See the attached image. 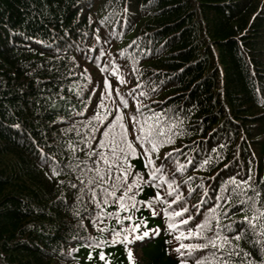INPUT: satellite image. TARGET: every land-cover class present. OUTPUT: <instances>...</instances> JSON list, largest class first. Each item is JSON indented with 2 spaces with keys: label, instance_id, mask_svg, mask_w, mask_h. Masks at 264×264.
Instances as JSON below:
<instances>
[{
  "label": "trees",
  "instance_id": "16d2710c",
  "mask_svg": "<svg viewBox=\"0 0 264 264\" xmlns=\"http://www.w3.org/2000/svg\"><path fill=\"white\" fill-rule=\"evenodd\" d=\"M90 49L102 51L99 63ZM115 70L125 84L115 82ZM105 77L133 105L138 100L175 125L180 134L163 152L180 151L164 174L176 179L190 210L204 195L201 183L211 205L213 191L231 177L264 178V0H0V264H104L84 238L111 235L87 219L90 197L78 201L70 187L86 177L68 166L91 167L77 132L87 133L82 122L99 103ZM205 159L211 163L198 170ZM54 168L62 174L54 177ZM154 192L146 188L140 198ZM137 215L162 231L129 245L136 264H179L164 217ZM252 239L240 245L256 264L264 253ZM103 251L112 264H128L123 245Z\"/></svg>",
  "mask_w": 264,
  "mask_h": 264
},
{
  "label": "snow or ice",
  "instance_id": "6c2138e0",
  "mask_svg": "<svg viewBox=\"0 0 264 264\" xmlns=\"http://www.w3.org/2000/svg\"><path fill=\"white\" fill-rule=\"evenodd\" d=\"M100 71L106 72L107 69L101 68ZM111 76L120 85L126 83L119 70L113 71ZM114 96L119 97V100L113 99ZM106 100L112 102V108L105 103ZM77 115L84 116L85 113L79 112ZM164 115L138 100L133 105L130 99H125L113 87L112 80L107 77L103 79L99 103L86 122H82L87 133L77 132L79 143L83 144L79 152L87 157L91 167L85 164L81 168L83 161L68 166L86 177H77L78 182L70 187L79 193L76 197L78 201L84 196L90 197L93 209H84L88 212L87 219L101 235L106 232L111 235L110 240L86 237L85 246L93 251L100 249L99 260L104 264H112L108 258L110 254L106 256L103 249L123 245L128 264H136L129 245L150 237V233L159 236L162 231L159 226L150 228L148 219L137 215L147 211L154 219L163 215L165 234L177 241V246L171 251L177 254L179 264H236L234 257L239 259L240 264H253L250 259L253 253L244 250L240 242L252 234L250 244L258 247L259 253H264V178L260 179L259 184H254L250 174L247 180L239 182L231 177L228 182L221 184L219 192L213 191L211 205L205 199L209 190L201 183L198 187L204 189V195L190 210L176 179L164 174V165L174 152L180 151L173 148L171 152H163L165 147L175 143V137L180 134L174 130L175 125L163 119ZM75 127L73 125L69 131ZM68 150L73 159L79 160L74 143L69 144ZM158 161L160 166H157ZM137 162L141 170H137ZM187 163L193 168L197 167L194 159ZM210 163V159H205L199 164L198 170ZM62 171L54 168L53 176L61 175ZM191 179L188 178L189 181ZM228 185L233 187L229 188ZM212 187L214 189L215 185ZM146 188L154 189V195L147 199L140 198ZM194 191L189 188L188 194ZM233 199H237L236 204H232ZM236 212L242 214L240 219H231ZM75 215H80L79 211ZM201 215L204 219L196 223ZM83 219L81 217L80 226L87 230ZM108 220H113L119 227H110L105 223ZM224 220H228V223H224ZM165 243L171 244V241L166 240ZM92 259L90 251L88 260ZM256 264H264V256Z\"/></svg>",
  "mask_w": 264,
  "mask_h": 264
},
{
  "label": "bare ground",
  "instance_id": "6f19581e",
  "mask_svg": "<svg viewBox=\"0 0 264 264\" xmlns=\"http://www.w3.org/2000/svg\"><path fill=\"white\" fill-rule=\"evenodd\" d=\"M43 2V1H42ZM18 5V4H17ZM19 7V6H18ZM165 21H166V19H165ZM167 23V22H166ZM20 31V30H19ZM11 182V181H10ZM6 191V190H5Z\"/></svg>",
  "mask_w": 264,
  "mask_h": 264
}]
</instances>
